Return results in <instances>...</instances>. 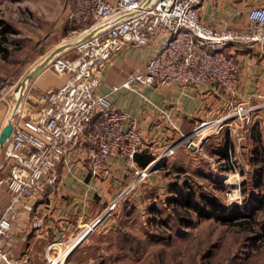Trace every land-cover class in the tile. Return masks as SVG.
<instances>
[{"label": "built area", "instance_id": "obj_1", "mask_svg": "<svg viewBox=\"0 0 264 264\" xmlns=\"http://www.w3.org/2000/svg\"><path fill=\"white\" fill-rule=\"evenodd\" d=\"M200 1L61 0L75 34L63 44L64 52L50 55L44 63L67 77L56 88L38 93L26 108L20 98V107L14 110V103L8 114L13 122L5 145L10 165L0 182L7 183L12 197L5 207L0 206V237L9 232L22 207L32 210V199L56 184L60 162L66 163L72 157L86 160L95 175L109 156L134 163L142 141L137 121L127 117L108 93L98 89L113 53L123 45L146 44L155 37L159 41L144 69L129 71L123 81L111 84V90L132 87L134 83L152 87L218 83L231 95L235 93L238 62L224 48L231 41L257 38L264 50V4L248 8L254 33L246 34L229 27H213L202 20L198 14ZM69 51L74 54L68 55ZM33 76L28 74L27 78ZM18 90L23 93L22 84ZM16 97L19 98L18 92ZM261 105L264 100L251 103L230 98L221 114L201 119L191 131L182 132L137 175L147 172L180 143L201 146L206 134L227 127L233 119L246 126ZM261 124L264 126V117ZM121 193L109 199L95 217L85 220L73 236L52 240L46 249L48 264L60 262L99 225L105 212L120 200ZM33 223L39 225L41 220L35 217ZM54 246L57 253L52 255ZM0 264L28 263L26 258L11 256L0 244Z\"/></svg>", "mask_w": 264, "mask_h": 264}, {"label": "rangeland", "instance_id": "obj_2", "mask_svg": "<svg viewBox=\"0 0 264 264\" xmlns=\"http://www.w3.org/2000/svg\"><path fill=\"white\" fill-rule=\"evenodd\" d=\"M0 26L8 28L5 36L0 31V113L7 122L21 84L25 108L43 91L34 76L27 78L35 67L41 64L40 69L60 74L44 61L53 52H64L63 44L75 32L61 0H0ZM235 128L209 132L194 150L180 143L143 179L135 174L120 200L61 264H264V149H254L252 134L239 136V128L247 132L245 126ZM6 143L0 148L4 175L10 165ZM224 145L227 156L219 154ZM175 181L214 193L226 204L237 203L255 220L230 224L173 207L166 196ZM251 193L263 194L261 205L253 210L248 208ZM178 212L190 222L179 220ZM43 256V264H48L46 250Z\"/></svg>", "mask_w": 264, "mask_h": 264}, {"label": "crops", "instance_id": "obj_3", "mask_svg": "<svg viewBox=\"0 0 264 264\" xmlns=\"http://www.w3.org/2000/svg\"><path fill=\"white\" fill-rule=\"evenodd\" d=\"M252 4H264V0H201L198 14L213 27H229L252 34L254 29L247 16ZM260 41L248 38L231 41L225 46V51L234 54L238 62L233 95L218 83L197 86L169 83L156 87L134 83L132 87L111 90V84L123 81L129 71L144 69L147 59L158 47L156 37L146 44L129 43L116 50L98 89L108 93L127 117L136 119L142 138L138 152L149 153L154 158L168 144L179 139L182 132L191 131L199 120L221 114L230 98L251 103L264 100V50ZM68 53L73 55L74 51ZM34 77L35 85L40 90H47L61 85L67 75L45 68L38 70ZM263 117L264 105H261L254 111L253 120L245 126L247 132L239 128V136L252 134L254 138L258 135L262 139ZM3 118L4 112L0 113V131L6 123ZM235 121L231 120L222 129L235 131L236 126H241ZM186 147L190 150L196 148ZM165 157L140 178L143 179ZM142 167L136 160L129 164L118 156H109L101 172L95 175L86 160L72 157L66 163L60 162L56 184L32 199V210L21 208L9 232L0 237L2 248L15 258H26L28 264H43L44 252L52 240L73 236L81 224L101 212L106 202L121 192ZM2 176L5 175L0 173V178ZM11 197L12 191L7 183L0 182V206L5 207ZM35 217L41 220L39 225H34ZM53 250L57 251V246Z\"/></svg>", "mask_w": 264, "mask_h": 264}, {"label": "trees", "instance_id": "obj_4", "mask_svg": "<svg viewBox=\"0 0 264 264\" xmlns=\"http://www.w3.org/2000/svg\"><path fill=\"white\" fill-rule=\"evenodd\" d=\"M8 28L6 26H0V31L2 35L5 36ZM1 44V42H0ZM4 49V46L0 45ZM4 54H7L4 52ZM250 123V122H249ZM248 123V124H249ZM246 124V126L248 125ZM257 144L254 145V149L261 146L264 149V142L260 136L255 137ZM219 154L222 156L228 155L227 146L219 151ZM135 160L142 166H144L153 155L145 153L143 151L135 153ZM258 174L261 172V166L257 168ZM169 191H172L171 194L166 196V200L169 204H172L173 207H181L182 210L186 212H194L199 217H213L214 219L226 222L230 224H244L253 222L255 219L251 214H248L247 210L239 208L237 203L226 204L219 199V197L214 193H208L205 191H197L192 185H188L185 182L178 183L172 182L169 185ZM252 194V205H248V208L254 209L261 205L263 200L262 196ZM187 216L178 212L179 220H184L187 223L190 220L186 219Z\"/></svg>", "mask_w": 264, "mask_h": 264}, {"label": "water", "instance_id": "obj_5", "mask_svg": "<svg viewBox=\"0 0 264 264\" xmlns=\"http://www.w3.org/2000/svg\"><path fill=\"white\" fill-rule=\"evenodd\" d=\"M42 65H38L37 67H35L30 73H29V76H32L34 75L41 67ZM12 128H13V122L11 120H8L3 126H2V129L0 131V143H4L8 137L10 136L11 134V131H12ZM189 147L193 148L195 146L194 143L190 142ZM154 165H156V162L154 164H152L150 166L153 167Z\"/></svg>", "mask_w": 264, "mask_h": 264}, {"label": "bare ground", "instance_id": "obj_6", "mask_svg": "<svg viewBox=\"0 0 264 264\" xmlns=\"http://www.w3.org/2000/svg\"><path fill=\"white\" fill-rule=\"evenodd\" d=\"M94 28L92 27V28H90L89 30H93ZM55 52H53L52 54H54ZM51 54V55H52ZM18 92V97H19V94H21V90H18L17 91ZM20 103H21V99H20V97L18 98V100H17V103H16V106H14V110L15 109H17L18 107H20ZM55 264H61V262H55Z\"/></svg>", "mask_w": 264, "mask_h": 264}]
</instances>
